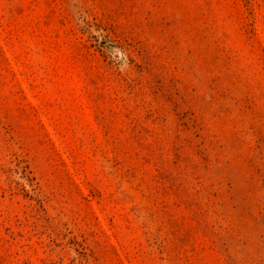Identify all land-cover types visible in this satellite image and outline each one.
I'll return each mask as SVG.
<instances>
[{
    "label": "rangeland",
    "instance_id": "rangeland-1",
    "mask_svg": "<svg viewBox=\"0 0 264 264\" xmlns=\"http://www.w3.org/2000/svg\"><path fill=\"white\" fill-rule=\"evenodd\" d=\"M0 264H264V0H0Z\"/></svg>",
    "mask_w": 264,
    "mask_h": 264
}]
</instances>
